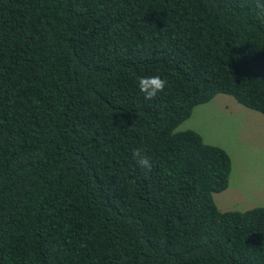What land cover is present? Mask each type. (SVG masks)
Masks as SVG:
<instances>
[{"label":"trees","instance_id":"1","mask_svg":"<svg viewBox=\"0 0 264 264\" xmlns=\"http://www.w3.org/2000/svg\"><path fill=\"white\" fill-rule=\"evenodd\" d=\"M256 4L0 0V264H264V207L213 199L230 155L175 130L218 93L264 115Z\"/></svg>","mask_w":264,"mask_h":264},{"label":"rangeland","instance_id":"2","mask_svg":"<svg viewBox=\"0 0 264 264\" xmlns=\"http://www.w3.org/2000/svg\"><path fill=\"white\" fill-rule=\"evenodd\" d=\"M191 129L204 142L224 148L231 157L225 190L213 193L219 210L264 207V115L218 93L195 106L176 131Z\"/></svg>","mask_w":264,"mask_h":264},{"label":"clouds","instance_id":"3","mask_svg":"<svg viewBox=\"0 0 264 264\" xmlns=\"http://www.w3.org/2000/svg\"><path fill=\"white\" fill-rule=\"evenodd\" d=\"M256 7L258 9L257 14L264 19V3L257 0ZM166 83L167 82L158 75L142 76L138 78L139 90L144 94V98L149 101L155 99L158 93L164 91ZM132 155L141 169L151 170L152 163L150 159L146 155H143L140 149H136Z\"/></svg>","mask_w":264,"mask_h":264}]
</instances>
